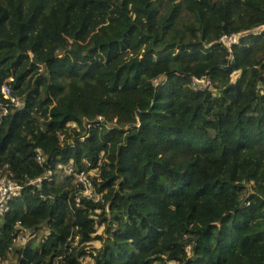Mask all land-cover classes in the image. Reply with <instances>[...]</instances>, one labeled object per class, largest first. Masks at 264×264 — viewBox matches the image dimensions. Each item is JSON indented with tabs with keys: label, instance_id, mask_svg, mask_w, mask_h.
<instances>
[{
	"label": "trees",
	"instance_id": "obj_1",
	"mask_svg": "<svg viewBox=\"0 0 264 264\" xmlns=\"http://www.w3.org/2000/svg\"><path fill=\"white\" fill-rule=\"evenodd\" d=\"M263 25L264 0H0V264H264Z\"/></svg>",
	"mask_w": 264,
	"mask_h": 264
},
{
	"label": "built area",
	"instance_id": "obj_2",
	"mask_svg": "<svg viewBox=\"0 0 264 264\" xmlns=\"http://www.w3.org/2000/svg\"><path fill=\"white\" fill-rule=\"evenodd\" d=\"M254 35H261L264 34V25L260 26L254 31L250 32ZM241 35H224L220 38V43L229 47L235 43L238 42ZM31 58V55H30ZM13 78H9L6 84L2 85L0 87V96L5 100H10L11 103H13L16 107H20V102L17 98L13 97V90L10 86L12 83ZM208 85H210V82L205 79H193L192 80V87L196 91L204 90ZM92 176H97V174H93ZM76 180L78 183L82 185L83 191L78 195L76 198V206H79L80 198L87 197V198H93L92 195V181L88 179L87 175L83 172H80L76 176ZM99 180H97L98 182ZM19 193V187L15 186L14 184H11L10 182L6 181H0V215H3L4 213L9 211L8 207V201L12 198V196H16ZM29 236L22 235L17 239L13 240V246L23 244L26 242Z\"/></svg>",
	"mask_w": 264,
	"mask_h": 264
},
{
	"label": "rangeland",
	"instance_id": "obj_3",
	"mask_svg": "<svg viewBox=\"0 0 264 264\" xmlns=\"http://www.w3.org/2000/svg\"><path fill=\"white\" fill-rule=\"evenodd\" d=\"M94 174V172H90L89 174H88V179H89V177H93L92 175ZM94 192V191H93ZM102 231H103V227H100V228H98V235H100L101 233H102ZM37 236L39 237V233L37 234ZM40 239H38V241H39ZM92 245V248L93 247H98L99 246V243L98 242H94V243H92L91 244ZM88 259H86V262H85V264H88L89 263V261H87ZM8 261H10V262H5L4 264H10V263H13L12 261H13V257L12 256H10V259L8 260Z\"/></svg>",
	"mask_w": 264,
	"mask_h": 264
},
{
	"label": "clouds",
	"instance_id": "obj_4",
	"mask_svg": "<svg viewBox=\"0 0 264 264\" xmlns=\"http://www.w3.org/2000/svg\"><path fill=\"white\" fill-rule=\"evenodd\" d=\"M92 190V189H91ZM41 236V234L39 235V237Z\"/></svg>",
	"mask_w": 264,
	"mask_h": 264
}]
</instances>
